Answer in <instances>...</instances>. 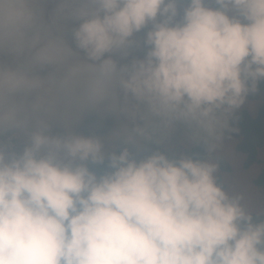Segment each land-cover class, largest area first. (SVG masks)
Masks as SVG:
<instances>
[{
  "label": "clouds",
  "instance_id": "1",
  "mask_svg": "<svg viewBox=\"0 0 264 264\" xmlns=\"http://www.w3.org/2000/svg\"><path fill=\"white\" fill-rule=\"evenodd\" d=\"M262 85L264 0H0V264H264L225 151Z\"/></svg>",
  "mask_w": 264,
  "mask_h": 264
},
{
  "label": "trees",
  "instance_id": "2",
  "mask_svg": "<svg viewBox=\"0 0 264 264\" xmlns=\"http://www.w3.org/2000/svg\"><path fill=\"white\" fill-rule=\"evenodd\" d=\"M263 91L264 85L261 86L255 96L250 98L259 99ZM118 113V111L106 110L104 114H101L96 109L86 112L82 116L81 123L77 126V131L83 134H91L92 132L107 133L113 128ZM137 123L142 124L143 121L138 119ZM122 135L117 138V144L122 139ZM230 137L238 138L235 146L236 150L246 154L243 164L245 168L260 161L259 150L264 145V101L260 105L256 115H252L247 109L240 110V118L236 122L235 131L230 134ZM148 146L151 147L152 145L149 144ZM231 169L232 166L227 161L226 171H230ZM254 183L264 191V170L254 178Z\"/></svg>",
  "mask_w": 264,
  "mask_h": 264
},
{
  "label": "rangeland",
  "instance_id": "3",
  "mask_svg": "<svg viewBox=\"0 0 264 264\" xmlns=\"http://www.w3.org/2000/svg\"><path fill=\"white\" fill-rule=\"evenodd\" d=\"M49 7H51V5ZM249 100L253 101L256 107L250 109L248 102H246L245 106L242 109H247L252 115H256L260 105L264 101V91L259 99L249 98ZM96 110L101 114H104L107 109L101 106ZM138 119L139 118H137L136 123L138 122ZM81 121L82 118L80 120V123ZM131 124L132 121H130L123 113L119 112L115 124L109 132L107 133L92 132L90 135H98L101 138H105V139L111 137L116 143L117 138L123 134V129L125 125L131 127ZM117 134L120 135L118 136ZM237 141L238 138L236 137H229V139L226 141L225 151L227 153L228 161L232 166V169L230 171H226V174L228 178L232 180L235 184H237L242 188H246L253 197H259L261 195H264V191L262 190V188L255 185L254 183V178L257 175H259L261 171L264 170V145L259 150L260 161L254 163L252 166L248 168H245L243 164L246 159V154L236 150L235 146Z\"/></svg>",
  "mask_w": 264,
  "mask_h": 264
}]
</instances>
